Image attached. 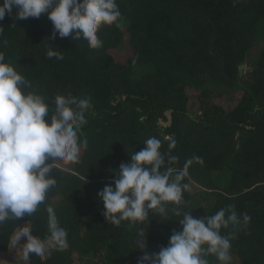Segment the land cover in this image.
<instances>
[{
    "label": "trees",
    "instance_id": "1",
    "mask_svg": "<svg viewBox=\"0 0 264 264\" xmlns=\"http://www.w3.org/2000/svg\"><path fill=\"white\" fill-rule=\"evenodd\" d=\"M117 3L121 27L103 26L99 49L83 39L51 38L47 13L19 20L14 7L0 21V51L49 98V120L57 94L89 96L93 104L80 133L87 139L81 162H55L57 186L32 216L0 225V250H9L12 233L27 222L33 235L49 237L45 205L50 204L68 232L69 248L46 260L32 255L25 264H137L145 251L158 253L174 228L182 230V217L171 212L174 205H168L167 217L150 214V223L122 221L117 227L105 220L97 193L114 187V170L144 148V140L170 134L177 170L192 157L203 158L189 166L184 182L200 185L206 196L196 200L191 189L185 192L183 210L204 216L234 205L238 215L251 220L235 230L231 264H264V44L259 56H250L264 41V0H240L235 6L233 0ZM126 34L129 51L117 59L114 52ZM49 47L64 59L48 58ZM243 65L251 67L245 75ZM238 88L244 90L239 103L227 107ZM189 90L200 91L196 112L189 108ZM168 143H162V152L169 151ZM138 229L148 234L144 250L136 248ZM230 231L231 226L222 234Z\"/></svg>",
    "mask_w": 264,
    "mask_h": 264
},
{
    "label": "clouds",
    "instance_id": "2",
    "mask_svg": "<svg viewBox=\"0 0 264 264\" xmlns=\"http://www.w3.org/2000/svg\"><path fill=\"white\" fill-rule=\"evenodd\" d=\"M239 2L233 0L234 6ZM14 7L19 20L47 13L53 24L51 38L58 34L74 41L83 39L90 49L103 47L98 35L103 26L121 27L117 0H3L0 21L6 12L11 15ZM3 33L0 27V36ZM46 56L64 59L62 52L51 47ZM51 99L55 108L49 120V98L36 91L0 51V225L30 217L45 204L49 191L57 186L53 175L56 161L65 165L81 162V149L87 147V139L80 133L93 109L91 98L69 92ZM165 141L169 142L168 152L161 151ZM142 143L144 148L114 170V187L109 184L98 191L97 198L104 207L102 214L117 227L122 221L150 223V214L167 217L171 204L172 214L182 217L178 219L182 230L174 228L166 247L162 246L158 253L145 251L137 264H210V256L217 264H231L235 230L246 227L251 217L246 213L238 215L234 205L213 215L193 216L191 210L184 211V193L190 191V185L184 182L188 168L193 161L202 164L203 158L192 157L177 170L178 157L171 154L176 147L172 135L149 137ZM45 210L49 237L33 235L28 222L18 226L10 237L11 249L21 248L24 261L32 255L46 260L53 251L69 248L68 232L61 226L54 207L46 204ZM230 226L233 231L222 234V229ZM147 235L138 229L136 248L146 249ZM22 238L26 240L20 244Z\"/></svg>",
    "mask_w": 264,
    "mask_h": 264
},
{
    "label": "rangeland",
    "instance_id": "3",
    "mask_svg": "<svg viewBox=\"0 0 264 264\" xmlns=\"http://www.w3.org/2000/svg\"><path fill=\"white\" fill-rule=\"evenodd\" d=\"M264 41H260L259 43L255 44L253 48L251 49V58H256L257 56L260 55V49L263 46ZM129 51L128 48V36L127 34L125 35L123 42L118 50H115L114 56L118 59H124V56L127 54ZM250 65L246 67L244 66V71L243 75L246 74V71L250 69ZM242 73V72H241ZM242 75V76H243ZM243 88H238L235 93L233 94L234 100L230 103L229 101L227 102V107L229 108L236 106V104L239 103L242 95H243ZM190 94V99H189V108L193 110V112H196L197 109H199V90H189L188 91ZM59 164L64 166L65 164L63 161H59ZM67 166V165H65ZM190 189L192 194L194 195V198L199 199V198H204L206 196V191H203L202 187L198 184H192L190 185ZM209 193V192H208ZM205 200H202V204H205ZM26 238H22L20 241V244H23L25 242ZM87 261H82L83 264H86ZM81 262L77 261L75 264H82ZM0 264H25V261L22 259V252L21 248H16V249H11V245L8 251H1L0 250Z\"/></svg>",
    "mask_w": 264,
    "mask_h": 264
},
{
    "label": "water",
    "instance_id": "4",
    "mask_svg": "<svg viewBox=\"0 0 264 264\" xmlns=\"http://www.w3.org/2000/svg\"><path fill=\"white\" fill-rule=\"evenodd\" d=\"M245 65H243L242 67H244ZM244 71V70H243ZM243 71H242V73H243ZM164 123V122H163Z\"/></svg>",
    "mask_w": 264,
    "mask_h": 264
}]
</instances>
